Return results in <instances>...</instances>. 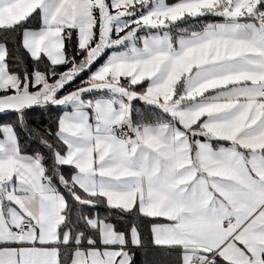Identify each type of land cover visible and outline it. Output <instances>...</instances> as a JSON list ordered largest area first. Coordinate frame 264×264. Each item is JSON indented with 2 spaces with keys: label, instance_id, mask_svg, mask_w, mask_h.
Wrapping results in <instances>:
<instances>
[{
  "label": "snow or ice",
  "instance_id": "6c2138e0",
  "mask_svg": "<svg viewBox=\"0 0 264 264\" xmlns=\"http://www.w3.org/2000/svg\"><path fill=\"white\" fill-rule=\"evenodd\" d=\"M9 115L0 264H264V0H0Z\"/></svg>",
  "mask_w": 264,
  "mask_h": 264
},
{
  "label": "trees",
  "instance_id": "16d2710c",
  "mask_svg": "<svg viewBox=\"0 0 264 264\" xmlns=\"http://www.w3.org/2000/svg\"><path fill=\"white\" fill-rule=\"evenodd\" d=\"M168 1H172V0H168ZM69 51H72L73 46L72 44H69ZM88 75V73H85L81 79H86V76ZM80 84V80L75 81V83H73L71 85V88H75ZM71 88L69 90H71ZM139 106V105H138ZM59 113L56 110H52L50 112H46L43 115H41V113L39 111L33 112L29 114V119L30 121L34 124V125H39L43 124V126H48L51 125L53 130H55V124H54V120L55 117L58 115ZM0 119L3 120H10L13 119L12 116H0ZM24 144L26 146V151L28 152H32L35 151L37 148H39V145L36 144L33 141L30 140H25ZM43 151V149H41ZM65 174H68V170L65 169ZM101 214H103V209L100 210ZM135 223L139 224L141 227V231L144 233L145 236H147V224L145 223H141V221L139 219H136L134 221ZM149 255L147 257H145L144 252L143 251H138L137 252V259H136V264H145L146 261H151L153 259V256L151 255V250L149 249Z\"/></svg>",
  "mask_w": 264,
  "mask_h": 264
},
{
  "label": "crops",
  "instance_id": "0c3cea01",
  "mask_svg": "<svg viewBox=\"0 0 264 264\" xmlns=\"http://www.w3.org/2000/svg\"><path fill=\"white\" fill-rule=\"evenodd\" d=\"M167 2H168V3H172V2H174V0H172V1H168V0H167ZM93 70H94V69H93ZM87 76H88V75H87ZM87 76H86V78H87Z\"/></svg>",
  "mask_w": 264,
  "mask_h": 264
}]
</instances>
